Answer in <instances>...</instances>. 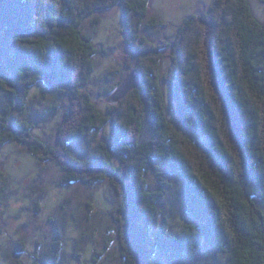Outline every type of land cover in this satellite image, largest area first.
Listing matches in <instances>:
<instances>
[{"label": "trees", "instance_id": "trees-1", "mask_svg": "<svg viewBox=\"0 0 264 264\" xmlns=\"http://www.w3.org/2000/svg\"><path fill=\"white\" fill-rule=\"evenodd\" d=\"M151 3L0 0V151L17 145L57 163L60 187L107 182L120 196L108 211L120 264H264V22L250 0H213L154 43L139 34L165 25L140 24ZM115 7L129 48L122 65L140 85L103 112L85 89L108 54L94 44L100 14ZM38 84L69 100L54 144L26 115ZM4 178L0 170V203Z\"/></svg>", "mask_w": 264, "mask_h": 264}, {"label": "rangeland", "instance_id": "rangeland-1", "mask_svg": "<svg viewBox=\"0 0 264 264\" xmlns=\"http://www.w3.org/2000/svg\"><path fill=\"white\" fill-rule=\"evenodd\" d=\"M212 1L152 0L140 24L160 19L165 25L152 28L139 25L142 28L139 34L154 43L171 41L184 18L206 9ZM250 5L256 18L264 22V4L250 0ZM100 18L94 44L108 54L95 58V71L85 90L95 107L104 112L107 92L129 74L122 65L129 48L122 9L115 7L100 14ZM134 18L130 16V21L134 22ZM89 23L88 20L85 24L87 32L91 29ZM0 43L5 45L6 42L0 40ZM9 47L19 48L16 44ZM162 61L165 68L168 59ZM27 102L26 115L36 127L35 134L48 144H54L56 128L69 105L68 98L38 84L32 88ZM55 110L57 113L53 115ZM109 129L106 127L105 131ZM102 135L100 133L96 139H102ZM89 138L77 141L75 147L72 144V153L82 154L91 142ZM25 156L17 145H7L0 151V170L5 177L2 186L6 192L0 203V263H31L37 257L39 264H50L52 257L57 256L58 264H120L114 224L108 215L120 198L113 188L107 182L60 187L58 182L63 171L57 163ZM16 242L23 244L24 251H17ZM157 260V264H181L163 256H158Z\"/></svg>", "mask_w": 264, "mask_h": 264}, {"label": "water", "instance_id": "water-1", "mask_svg": "<svg viewBox=\"0 0 264 264\" xmlns=\"http://www.w3.org/2000/svg\"><path fill=\"white\" fill-rule=\"evenodd\" d=\"M140 79L135 70H130L129 74L121 81L119 85L106 94L105 101L108 104L115 105L121 99L125 98L131 91L138 88Z\"/></svg>", "mask_w": 264, "mask_h": 264}]
</instances>
